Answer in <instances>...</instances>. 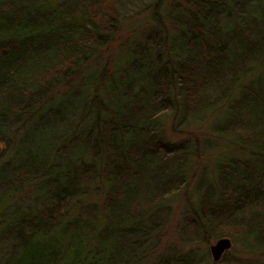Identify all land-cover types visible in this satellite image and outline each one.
I'll use <instances>...</instances> for the list:
<instances>
[{
  "label": "trees",
  "instance_id": "trees-1",
  "mask_svg": "<svg viewBox=\"0 0 264 264\" xmlns=\"http://www.w3.org/2000/svg\"><path fill=\"white\" fill-rule=\"evenodd\" d=\"M132 1L0 0V264H209L207 249L154 254L166 200L189 177L186 142L164 138L158 120L170 108H211L203 100L211 85L217 102L237 87L236 106L253 108L257 158L218 163L217 186L199 194L187 224L206 240L231 235L264 247V0H179L173 33L163 30L153 49L137 43L115 72H100L94 95L60 92L112 41ZM166 3L145 20L162 28ZM71 117L67 132L86 144L61 164L55 153ZM86 146L90 160L81 158ZM91 170L105 175L102 212L69 219L66 200L91 187Z\"/></svg>",
  "mask_w": 264,
  "mask_h": 264
},
{
  "label": "rangeland",
  "instance_id": "rangeland-1",
  "mask_svg": "<svg viewBox=\"0 0 264 264\" xmlns=\"http://www.w3.org/2000/svg\"><path fill=\"white\" fill-rule=\"evenodd\" d=\"M51 1L59 4L63 1L71 0ZM157 1L133 0L128 6L125 17L122 19V26L115 32L112 41L101 47L93 58L86 61L80 70L71 77V83L59 85V91L71 93L84 88L86 94L88 91L89 97L94 95L93 86L97 82L100 72L106 71L105 69H107V74L115 72L116 66L124 64L122 60L128 52L136 47L137 43L141 42L143 45H147L149 49H153L156 42L155 37L161 36L164 32L173 33L172 31H174L175 27L173 24L175 22L169 17L172 15V10L179 0H165L167 2L166 5L160 9L164 19L162 28L158 24L155 26L150 21L145 20V17L153 11ZM179 3L188 8L184 1ZM133 19L136 23L143 20V25L132 24ZM133 25H135L134 28ZM152 30L156 31V34L152 33ZM149 33L154 34L151 40H147V34ZM152 53L155 55V50ZM248 65L251 66L252 64L249 63ZM251 68L257 70L254 65ZM251 68L247 71H251ZM256 70H253V73L248 78L254 76L257 72ZM130 73L132 74V71ZM124 76L127 77L126 75ZM235 89L228 98L217 102L219 91L216 90V86H208L203 94V100L211 108H204L195 113H187L186 111L183 113L181 110L170 108L167 112L165 111L166 113L160 115L158 128H160L159 132L162 133L163 137L176 143L185 141L187 144V155L184 163L189 164V177L181 189L169 195L166 200L167 205L163 207L166 215L165 223L158 231L157 236H155V238L157 237V243L154 256L164 251L186 254L196 250L205 254V249H207L208 257L206 261H209V264H264V247L256 249L252 240L234 238L231 235H226V237L232 239V247L224 254L221 260L214 261L210 247L219 238L209 236L210 240H206V236L201 235L198 229L187 224V219H191V211L194 212V208L198 205L199 194L206 186L211 187V183H214L213 186H217L219 181L217 173L218 163L234 156L240 158L250 157L254 160L257 158L254 153L259 144L256 145L254 140L260 138V136L252 137L251 133H258L259 131L252 130L253 124L248 122L253 108H245L246 106L243 107L242 105L236 106L237 98L241 92L237 87ZM171 94L175 97H182V91L175 84L172 85ZM104 95L107 94L103 93ZM73 121L74 118L71 117L70 120L65 122L63 129H66V132L73 125ZM256 130L258 129L256 128ZM74 134L71 131L62 140L59 139L57 144L59 148L55 153L57 162L60 161L61 164H65L69 159L73 158L74 152L78 153L83 149L81 147L86 142L82 143L80 140L78 142V140L73 139ZM0 145L4 148L3 143H0ZM85 148L87 152L81 153V158L90 160L91 152L89 151L91 149L87 146ZM11 150L9 147L5 159L9 158ZM105 152L103 153L107 158L108 154ZM2 161L3 159L0 160V162ZM92 170H94L93 167ZM92 170L89 173L95 174ZM101 174L96 173V177L88 176L90 177L91 187H86L80 198L76 196L66 200L67 212L64 215L67 218L70 219L75 214H79L84 218L94 219L96 215L98 217L101 214L105 192L103 187L105 175L101 178ZM33 183L35 184L33 187H37V183H40V180ZM26 185H28L26 186L27 188L35 190L32 185ZM35 192L37 193L36 190ZM12 193L13 191H9L5 196L8 200L5 209L9 207V202L11 203L10 195ZM17 200L23 201V203L30 202L28 196L26 198L23 196ZM150 258L156 259L153 256Z\"/></svg>",
  "mask_w": 264,
  "mask_h": 264
},
{
  "label": "water",
  "instance_id": "water-1",
  "mask_svg": "<svg viewBox=\"0 0 264 264\" xmlns=\"http://www.w3.org/2000/svg\"><path fill=\"white\" fill-rule=\"evenodd\" d=\"M1 152L2 146L0 145V154ZM232 244V239L230 237H221L216 243H213L210 250L214 261L221 260L224 254L232 247Z\"/></svg>",
  "mask_w": 264,
  "mask_h": 264
}]
</instances>
